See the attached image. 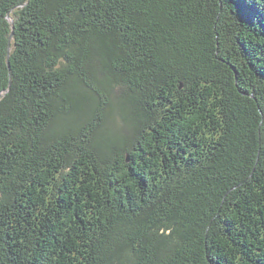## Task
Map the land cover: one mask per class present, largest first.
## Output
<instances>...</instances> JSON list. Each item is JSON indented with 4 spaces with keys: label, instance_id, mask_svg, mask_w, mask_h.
<instances>
[{
    "label": "trees",
    "instance_id": "16d2710c",
    "mask_svg": "<svg viewBox=\"0 0 264 264\" xmlns=\"http://www.w3.org/2000/svg\"><path fill=\"white\" fill-rule=\"evenodd\" d=\"M0 264H264V0H0Z\"/></svg>",
    "mask_w": 264,
    "mask_h": 264
},
{
    "label": "rangeland",
    "instance_id": "374dc122",
    "mask_svg": "<svg viewBox=\"0 0 264 264\" xmlns=\"http://www.w3.org/2000/svg\"><path fill=\"white\" fill-rule=\"evenodd\" d=\"M111 128L119 129L121 126L120 118L117 116H113V118L109 122Z\"/></svg>",
    "mask_w": 264,
    "mask_h": 264
}]
</instances>
